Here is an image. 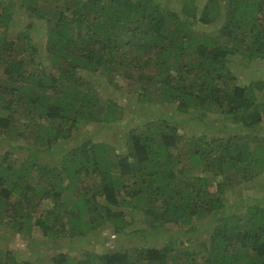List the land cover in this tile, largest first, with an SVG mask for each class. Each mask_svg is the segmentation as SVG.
<instances>
[{
	"label": "trees",
	"instance_id": "obj_1",
	"mask_svg": "<svg viewBox=\"0 0 264 264\" xmlns=\"http://www.w3.org/2000/svg\"><path fill=\"white\" fill-rule=\"evenodd\" d=\"M15 9L28 21L10 34ZM201 18L204 29L165 0H0V223L23 238L39 227L49 264H264V193L241 189L228 204L264 173V88L231 65L264 58V0H207ZM176 106L201 129L181 134ZM212 112L238 129L216 134ZM113 122L126 127L124 150L78 141L82 127ZM133 212L189 234L177 246L171 234L104 252L58 245L119 233ZM11 250L0 248V264H35Z\"/></svg>",
	"mask_w": 264,
	"mask_h": 264
},
{
	"label": "rangeland",
	"instance_id": "obj_2",
	"mask_svg": "<svg viewBox=\"0 0 264 264\" xmlns=\"http://www.w3.org/2000/svg\"><path fill=\"white\" fill-rule=\"evenodd\" d=\"M168 1L172 5V9L179 11L183 17L186 15H190V17L198 18L197 25L201 28H206L204 20L201 18L202 7L207 0H194L190 5L184 6L183 0H165ZM184 10V12L182 11ZM196 12V14H195ZM21 11L19 9H15L14 14L16 15V19L13 20L9 27H13L10 29V34H14L18 27L24 25L28 20L24 14H20ZM213 26V25H211ZM32 38L39 43L40 47L43 48L44 44V28L43 22H37L36 27L32 31ZM42 61L45 60V57L41 56ZM237 60V58L235 57ZM232 69L237 74L238 80L242 83H247L249 85L264 88V58H258L251 61H247V63H240L238 61H233L231 63ZM118 82L121 85L122 89H126V81L123 77H118ZM260 82V83H259ZM119 90L118 92L112 93L110 96L116 97L121 96ZM131 100V101H130ZM129 103H125V113L122 117H120V121L125 122L131 118L130 107L133 105L134 100L133 97L129 98ZM177 105V104H176ZM175 106V105H172ZM169 110L174 114L175 119H184L175 120L179 125V132L184 135H190V133L199 131L201 129L200 125H197L195 122L190 120L186 114V112L182 110H178V106L168 107ZM208 118L216 119L217 124L219 125V129H217L216 134L224 135L230 131H234L238 129V125H240V120H231V116L227 115L226 117L220 113H208ZM182 119V120H183ZM138 120V118H137ZM136 120V121H137ZM224 121H228L230 123L229 127H225L223 125ZM89 131H84L86 128L82 127L81 132L82 135L78 139V141H82L87 137H94L95 139H107L109 142L114 143L116 146L120 147L122 150L125 149L124 144V131L126 127H123L121 123L113 122L110 123H93L88 125ZM75 140H68V144L71 145ZM12 145L23 144L22 140L12 141ZM64 149L57 148V152H61ZM208 177L209 187L210 189H215V184L213 183V177L210 172L205 171L203 173ZM264 173L256 177L255 180L244 182L234 188V192L231 194L229 198L228 204L231 203L232 197L234 194L238 193V190L242 189L244 195L256 196L258 194H262L263 192V181ZM227 211H230V205L227 207ZM128 224L119 227L121 232H117V228L113 227H105L103 229L88 233L85 237V241L81 244H76L73 242L71 238L61 239L58 244L60 248L63 247L71 250L73 253H77L78 250L82 248H88L91 250L104 252L109 251L111 249L122 248L126 246H130L132 244H141L152 242L154 244H161L164 241H167L169 235L171 234L172 244L174 246L178 245V242H185L183 239L189 233H184L179 223L171 222L167 223L163 228H158L157 226H153L146 222L141 213H130L127 214ZM149 231H151L149 233ZM155 234V237L151 241L148 237L149 234ZM15 235L14 238L11 235ZM154 235H151V237ZM91 240V241H88ZM49 240L47 241L43 238L41 234V229L39 227H35L32 235L30 237H22L16 233L10 232L3 224L0 223V248H10L15 254L24 257L33 261L35 264H49L50 263V254L52 253L50 249ZM195 245V244H194ZM188 246V245H187ZM196 250L201 249L200 245H195Z\"/></svg>",
	"mask_w": 264,
	"mask_h": 264
}]
</instances>
